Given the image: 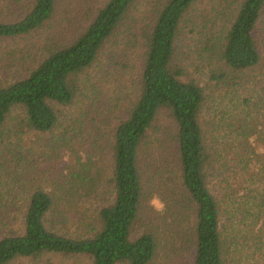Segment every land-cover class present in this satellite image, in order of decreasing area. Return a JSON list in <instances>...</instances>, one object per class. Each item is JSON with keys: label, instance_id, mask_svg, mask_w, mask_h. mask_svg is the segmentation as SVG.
<instances>
[{"label": "trees", "instance_id": "obj_1", "mask_svg": "<svg viewBox=\"0 0 264 264\" xmlns=\"http://www.w3.org/2000/svg\"><path fill=\"white\" fill-rule=\"evenodd\" d=\"M18 1L0 0V39H29V58L41 61L0 87L2 141L12 112L22 111L7 130L13 158L8 145L0 152L1 172H21H11L0 199V264L44 256L264 264V79L250 85L241 77L264 68L257 38L264 0H146L142 12V0H29L15 18ZM181 32L201 36L234 74L212 77L227 90L210 103L176 64ZM132 70L136 97L125 92ZM78 101L81 110L55 136L62 125L52 103ZM162 110L175 131L156 126ZM27 133L55 137L39 148L54 160L78 140L95 154L86 164L74 158L67 175L44 186L33 166L52 158H27ZM155 197L162 211L151 205Z\"/></svg>", "mask_w": 264, "mask_h": 264}, {"label": "rangeland", "instance_id": "obj_2", "mask_svg": "<svg viewBox=\"0 0 264 264\" xmlns=\"http://www.w3.org/2000/svg\"><path fill=\"white\" fill-rule=\"evenodd\" d=\"M29 0H19L17 2L16 8L11 9V11H16L15 18L16 17H22L26 11L28 6ZM6 5V4H5ZM147 5L146 0H142L141 3L138 6V11L142 12L144 11L145 7ZM230 7V6H229ZM228 7V8H229ZM231 8H234L232 6ZM230 8V9H231ZM228 11L225 18H232V15L234 14L232 10ZM220 25H226L228 20H223L220 18ZM257 38L259 40V45L261 48V53L264 58V25L262 24L259 27V32L257 34ZM30 40L29 39H0V87L8 85L10 83L15 82L16 80L23 79L27 77L30 68L34 67L36 64H38L41 61V56H33L32 58H29L28 51L30 50ZM101 62H104V59H102L99 62V65ZM136 65L138 64L136 60L133 61ZM176 64L183 67L185 70V75L183 77V80H194L196 81L205 92V95L207 96L208 102L210 103L211 97L223 95L226 92V88L223 89L224 83H220L217 86V83L213 81L212 77L214 75H224L227 76L228 79H231L234 77V74L231 70H229L227 67L224 66L223 63H220L217 56L204 45V40L201 38V36L198 35H192L187 32H181L177 42H176ZM138 66V65H137ZM136 66V67H137ZM135 67V68H136ZM99 66L95 68L94 71H92L91 78L95 77V72L98 70ZM237 76V75H235ZM243 80L248 81V83L251 85L252 82H255L259 79H264V68L261 66L260 68L254 70V72H247L244 75L241 76ZM250 81V82H249ZM138 86V73L136 70H132L130 81L126 88V93L129 96H138L139 91ZM120 93L122 88L118 87ZM78 105H75L73 107H60L55 103H52V106L54 109L59 113L60 115V123L61 128H59L55 132L56 134H59L62 132L63 127L67 124L66 121H68L71 117L77 116L78 111L81 110L82 103L78 101ZM208 107V104H207ZM205 115H207L206 112H204ZM22 111L21 110H14L12 112V115L9 117V120L7 122L6 127L4 128V131L6 135L3 138H6L4 141L1 140L0 137V152L3 151V146L8 145V150L10 149L9 142H11V139L8 140L7 137V130H10L13 128L15 122H18L21 119ZM156 126L162 131L165 130H173L175 131V123L173 122L172 118L170 117V113L167 110H162L156 120ZM11 137V136H10ZM12 138V137H11ZM44 138V139H42ZM55 137L51 136H41L40 138H37L29 133L22 136V140L26 143L27 148H32V152L27 153V158H52V161L49 163L40 164V162L36 163L33 166V175L38 177L39 175L42 177L43 182H45V185H48L50 187L49 181L50 178H58V176L62 174H68V168L73 167L74 164V158H81L83 160V164H86L87 158L89 155L93 156L95 153L91 151L90 142L86 140L87 142L81 141L78 143H75L71 145L68 149L63 151L61 155V159L54 160L53 158H58V156H52V155H46L48 152L43 155L41 154V151H39V148L44 149L47 148V145L49 144L48 141L54 139ZM15 142V139H13ZM9 156L13 158V153H9ZM7 158H0V162H3ZM27 159V161L30 164H33L34 162ZM93 162H95V159H92ZM39 166H41L39 168ZM11 172H15L11 169H4L3 172L0 171V199L2 197L5 198V193L7 191V187L5 186V183L9 181V175ZM44 172V173H43ZM15 173H21L20 171H17ZM46 182L48 184H46ZM107 187H104L106 189ZM210 189L212 193L219 198V192L217 187L215 186V183L211 179L210 181ZM110 190V189H109ZM1 203V202H0ZM4 205L7 204V201L5 200L3 202ZM151 205L157 210L162 211L163 210V204L159 197H155L151 200ZM227 216L223 217V224H227ZM12 264H91L90 259L81 257V258H61V257H55V256H44L38 261L30 260V259H24L19 258L15 260ZM124 264V263H123Z\"/></svg>", "mask_w": 264, "mask_h": 264}]
</instances>
